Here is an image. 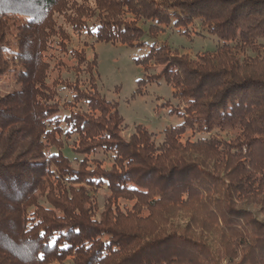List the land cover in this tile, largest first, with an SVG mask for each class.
<instances>
[{
  "label": "trees",
  "instance_id": "obj_1",
  "mask_svg": "<svg viewBox=\"0 0 264 264\" xmlns=\"http://www.w3.org/2000/svg\"><path fill=\"white\" fill-rule=\"evenodd\" d=\"M140 22L218 41L135 60L183 105L159 142L120 136L95 56L70 45H130ZM0 81L21 85L0 99V264H264V0H0Z\"/></svg>",
  "mask_w": 264,
  "mask_h": 264
},
{
  "label": "rangeland",
  "instance_id": "obj_2",
  "mask_svg": "<svg viewBox=\"0 0 264 264\" xmlns=\"http://www.w3.org/2000/svg\"><path fill=\"white\" fill-rule=\"evenodd\" d=\"M58 20L57 24H61L62 29L69 32L68 34L72 33L70 27L63 24L61 18ZM142 24L138 23L144 30V37H141L139 42L134 41L130 45L119 42H94L92 38L85 39L86 44H84V38L77 39L76 36H71L70 45L78 50L83 49L86 57L90 60L95 56L96 86L100 94L117 104L118 113L122 118L120 136L127 140L135 126L141 125L153 133L155 142H159L165 127L181 122V118L175 111L181 110L183 105H180L179 101L172 97L173 87L171 85L166 84L162 79H156V75L162 69L160 65H155L152 61L138 64L135 60L146 55L149 45L152 43L157 46L166 43L171 52L175 51L178 54L195 57L202 51L213 50L218 41L216 37L200 31L197 23L194 26L199 33L191 31L190 35H183L174 29L166 28L155 37H148L147 28ZM143 40L146 42L144 45H142ZM63 62L70 65L73 60L64 57ZM62 74L69 73L62 70ZM54 75L53 70L51 76ZM138 80L140 83H137ZM20 87L21 85L12 82L0 81V99L3 94ZM189 133V131L186 132L187 135ZM197 136L199 137V135ZM97 156H100V152L97 153ZM103 165L110 166L109 162H105ZM71 167L76 168V163H71ZM108 195L109 191L104 185L93 190L92 196L98 207L97 214L102 210ZM120 202L126 203L122 200Z\"/></svg>",
  "mask_w": 264,
  "mask_h": 264
}]
</instances>
